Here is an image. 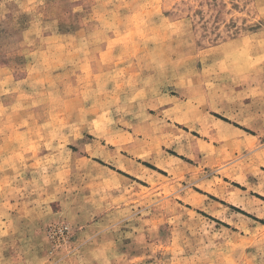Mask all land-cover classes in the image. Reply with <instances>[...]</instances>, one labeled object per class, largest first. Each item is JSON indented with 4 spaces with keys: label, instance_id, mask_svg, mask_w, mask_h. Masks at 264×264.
I'll return each instance as SVG.
<instances>
[{
    "label": "rangeland",
    "instance_id": "374dc122",
    "mask_svg": "<svg viewBox=\"0 0 264 264\" xmlns=\"http://www.w3.org/2000/svg\"><path fill=\"white\" fill-rule=\"evenodd\" d=\"M0 264H264V0H0Z\"/></svg>",
    "mask_w": 264,
    "mask_h": 264
}]
</instances>
